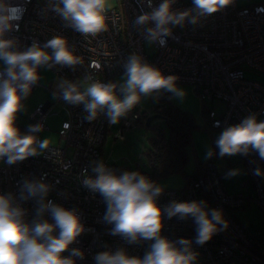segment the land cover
Masks as SVG:
<instances>
[{"label": "built area", "instance_id": "built-area-1", "mask_svg": "<svg viewBox=\"0 0 264 264\" xmlns=\"http://www.w3.org/2000/svg\"><path fill=\"white\" fill-rule=\"evenodd\" d=\"M12 2L22 4L26 11L18 22L19 30L6 33L5 39H14L15 50L23 51L33 43L43 46L55 36L64 37L69 48L83 62L74 67L55 65L50 69L60 79L78 83L81 91L97 80L117 83L115 77L124 74V64L135 53L145 63L160 69L164 75L179 77L177 84L193 86L202 102L210 105L220 103L221 109L212 106L207 109L205 118L210 128L224 129L242 122L249 115L264 121V81L245 76L246 71H255L264 76V1L239 4L238 0H232L224 9L202 17L196 25L186 22L183 27H174L172 36L166 38L165 46L152 43L150 49L146 48L149 43L143 28L135 25L139 15L152 10L147 0H114L111 7L105 6L108 27L96 36H85L69 27L52 10L54 0ZM161 2L152 0V6L156 7ZM192 7V0H174V10L184 11ZM47 51L51 52L50 49ZM47 87L55 93V100L39 103L27 122L16 121V126L22 134H31L29 125L35 124H43L44 131L48 129L46 118L60 112L63 119L57 131L59 142L50 145L40 155L15 164H8L6 158L0 160V193H12L27 210L26 219L30 222L35 217L38 205L34 199H19L23 181L43 179L51 185L48 199L66 209H75L85 227V231L71 246L85 253L84 259H77L76 264H95L93 257L98 252H114L118 249H124L130 256L142 258L153 241L129 243L119 235H111L112 225L103 219L106 212L103 197L85 188L82 181L85 170L93 175L91 169L96 161L102 160L118 174L132 171L129 166L104 158L101 146L109 134L114 139H123L125 129L136 123L146 124L147 117L157 113L155 104L144 110H140L141 106L137 105L118 124H109L105 113L88 121V114L82 104L66 103L58 88L51 89V82ZM116 91L120 96L119 88ZM65 124L69 125L68 129L64 128ZM114 126L116 131L112 130ZM41 132L34 135L39 138ZM54 152L58 155H54ZM241 161L247 174L241 187H247L248 193L244 190L227 191L215 162L209 159L203 165H197L195 177L183 187L163 188L158 198L161 208L173 200L206 201L209 208L221 209L224 219L229 222L226 229L219 231L203 246L193 243V250L198 253L195 264H264V234L261 237L251 235L237 217V212L245 209L251 201L264 215V174H255L257 168L264 173V159L252 151L248 155L241 154ZM141 174L154 181L149 174ZM45 219L52 222L47 213ZM163 223L162 235L169 240L195 237V225L191 219L182 221L165 217Z\"/></svg>", "mask_w": 264, "mask_h": 264}, {"label": "clouds", "instance_id": "clouds-1", "mask_svg": "<svg viewBox=\"0 0 264 264\" xmlns=\"http://www.w3.org/2000/svg\"><path fill=\"white\" fill-rule=\"evenodd\" d=\"M147 3L152 10L139 15L135 25L143 28L149 44L165 46L174 27H183L186 22L196 25L202 17L224 9L232 0H192L193 7L184 11L173 9L174 0H162L156 7L152 6V0ZM51 7L69 27L85 36L107 30L105 0H54ZM25 11L22 4L0 0V160L6 158L10 165L50 148L48 139L34 135L43 131V124L29 125L31 134H22L16 126L18 114L25 110L23 101L40 79L39 69L55 65L74 67L83 62L62 36L49 39L43 46L33 43L26 50H15L16 41L5 39V35L19 30L18 22ZM124 68V79L119 84L97 80L81 91L78 83L61 79L57 88L66 103L83 105L88 121L105 113L109 124H118L145 97L161 92L171 93L179 100L186 96V91L176 83L179 77L164 75L135 53L128 57ZM64 128L68 129L69 125L65 124ZM215 144L220 157L254 151L264 159V121L249 115L242 122L224 128ZM213 155L209 149L205 159ZM91 172L93 175L84 171L82 183L103 197L106 204L103 219L112 225L110 234L119 235L129 243L153 241L142 258L130 256L124 249L101 251L93 257L95 264H195L198 253L193 250V243L203 246L228 227L222 210L209 208L206 201L173 200L161 208L157 201L163 187L138 171L118 174L101 160L94 162ZM238 174L239 170H231L226 178ZM255 174L264 173L257 168ZM50 191L51 185L43 179L23 181L19 199H34L38 205L30 222L26 219L27 210L12 193H0V264H76L77 259H84L83 250L71 247L85 231L84 224L75 209H66L48 199ZM46 213L52 222L45 219ZM165 217L191 219L195 225L194 239L172 241L163 236ZM65 252L69 254L64 255Z\"/></svg>", "mask_w": 264, "mask_h": 264}, {"label": "rangeland", "instance_id": "rangeland-1", "mask_svg": "<svg viewBox=\"0 0 264 264\" xmlns=\"http://www.w3.org/2000/svg\"><path fill=\"white\" fill-rule=\"evenodd\" d=\"M262 1L264 0H238V3L252 4ZM113 4L114 0H105L106 7L109 8ZM146 48L150 49L151 45L146 44ZM245 76L254 80L264 81V76L259 75L255 71H246ZM123 79L124 74L115 77L117 84L121 83ZM60 80L61 79L49 67H43L40 70V79L35 90L23 101L25 110L18 114L16 121L19 123H26L30 113L34 110L36 105L46 100L53 102L55 100V93L47 86L49 82H51V89H57ZM177 85L186 91V96L183 100L174 98L171 93H163L168 94L169 102L180 110L189 112L194 120V126L190 129V144L186 148L188 155V162L185 167L186 174H194L197 165L201 166L207 160L212 159L219 171L222 184L227 191L236 192L244 190L248 193L247 187H241V182L247 178L246 171L241 161V154L234 156L226 155L224 157L219 156V150L216 147L215 141L223 128H210L205 115L202 113L203 107L208 109L212 106L215 109H221V104L214 102L210 105L207 102H202L193 86L184 83ZM157 98V95L143 98L138 104L141 106L140 110L153 106ZM168 100L164 101V103L167 104ZM62 119L63 116L60 112L48 116L45 120L48 129L42 131L39 138L48 139L51 146L57 145L59 142L57 131ZM151 125H159L166 130V125L162 119H154ZM112 130L116 131V127L114 126ZM153 135L154 131L149 126L147 127L146 124L136 123L133 127L125 129L123 139H114L111 134L107 135L101 146L102 155L110 162L129 166L132 171H137L138 169L149 171L150 167L146 160L145 153L149 149L148 139L153 137ZM209 149L213 150L214 155L211 158L205 159V154ZM231 170H239V174L226 178V173ZM155 182L163 188L177 189L185 185L186 177L180 173H176L158 178ZM237 217L251 235L261 237L262 234H264V215L261 214L253 201L247 204L245 209L238 211Z\"/></svg>", "mask_w": 264, "mask_h": 264}, {"label": "trees", "instance_id": "trees-1", "mask_svg": "<svg viewBox=\"0 0 264 264\" xmlns=\"http://www.w3.org/2000/svg\"><path fill=\"white\" fill-rule=\"evenodd\" d=\"M167 100L168 94L162 93L155 102V111L160 114L166 130L159 125L149 126L154 131L153 137L148 139L149 149L145 153L150 169L137 171L149 174L154 181L180 173L186 177L187 183L196 175L185 172L188 162L186 148L190 144V129L194 126V120L189 112L180 110L169 100L165 104ZM206 112L207 109L203 107L202 113L205 115Z\"/></svg>", "mask_w": 264, "mask_h": 264}, {"label": "water", "instance_id": "water-1", "mask_svg": "<svg viewBox=\"0 0 264 264\" xmlns=\"http://www.w3.org/2000/svg\"><path fill=\"white\" fill-rule=\"evenodd\" d=\"M154 119H161V116L160 114L158 113H152L150 114L147 119H146V126H150L151 125V122L154 120Z\"/></svg>", "mask_w": 264, "mask_h": 264}]
</instances>
